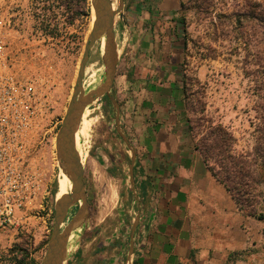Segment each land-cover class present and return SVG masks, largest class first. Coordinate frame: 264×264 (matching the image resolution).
Instances as JSON below:
<instances>
[{"label": "rangeland", "instance_id": "obj_1", "mask_svg": "<svg viewBox=\"0 0 264 264\" xmlns=\"http://www.w3.org/2000/svg\"><path fill=\"white\" fill-rule=\"evenodd\" d=\"M52 3L56 14L49 22L53 29L46 31L42 13ZM263 8L264 0H124V14L115 19L118 69L134 83L128 96L114 86L112 97L126 107L128 98L145 99L153 94L158 107L165 99L174 100L175 91L167 88L168 82L180 85L186 71L202 82L197 97L206 101V113L231 128L238 139L237 150L250 149L264 115V19L259 17ZM0 20L10 23L5 31L16 54L15 68L48 80L51 87V109L32 143L35 165L44 173L49 194L43 208L35 210L13 237H3L1 242L7 264H16L22 256L40 264L54 224L56 200L68 193V182L67 192H60L64 175L56 138L93 26L92 0H0ZM102 54L99 40L86 67V90L105 77ZM141 76L152 78L153 83L147 88L137 81ZM188 115L194 118L200 113L190 111ZM80 129L77 145L86 157L90 218L73 232L65 264H133L134 254L128 259V253L140 192L136 179L133 186L130 178L132 151L117 130L114 103L96 99L86 109ZM133 130L129 141L138 144ZM255 219L264 235V220Z\"/></svg>", "mask_w": 264, "mask_h": 264}, {"label": "crops", "instance_id": "obj_2", "mask_svg": "<svg viewBox=\"0 0 264 264\" xmlns=\"http://www.w3.org/2000/svg\"><path fill=\"white\" fill-rule=\"evenodd\" d=\"M118 68L114 86L128 96L134 81ZM137 81L147 88L153 83L144 76ZM167 88L175 91L174 100L158 107L153 94L128 98L126 107L120 106L122 127L129 140L134 128L136 159L150 182L136 213L133 264H264L258 221L240 210L194 148L181 79Z\"/></svg>", "mask_w": 264, "mask_h": 264}, {"label": "built area", "instance_id": "obj_3", "mask_svg": "<svg viewBox=\"0 0 264 264\" xmlns=\"http://www.w3.org/2000/svg\"><path fill=\"white\" fill-rule=\"evenodd\" d=\"M0 20V264L2 239L13 237L49 194L44 173L35 165L33 137L51 109L48 80L24 75ZM14 264V263H13Z\"/></svg>", "mask_w": 264, "mask_h": 264}, {"label": "water", "instance_id": "obj_4", "mask_svg": "<svg viewBox=\"0 0 264 264\" xmlns=\"http://www.w3.org/2000/svg\"><path fill=\"white\" fill-rule=\"evenodd\" d=\"M95 19L85 44L84 52L79 62L73 93L68 103L56 138V148L60 166L72 181L68 193L57 198L55 203L54 224L47 244L45 254L40 264H65L70 255L71 235L87 224L90 218V207L85 181V168L78 149L76 134L80 129L86 109L98 98L107 95L114 103L116 111L117 130L122 139L132 151L130 178L135 186L134 166L136 150L130 143L120 121V106L112 95L115 77L119 63V50L115 32V19L118 14L123 16L124 0H119L117 9L113 8L112 0H92ZM105 37V46L102 54L105 66V77L101 83L89 90L84 88V76L90 58L92 47L97 41ZM78 206L75 213L66 221L70 210ZM140 215L133 222L130 234V249L128 259L135 251V232L139 224Z\"/></svg>", "mask_w": 264, "mask_h": 264}, {"label": "trees", "instance_id": "obj_5", "mask_svg": "<svg viewBox=\"0 0 264 264\" xmlns=\"http://www.w3.org/2000/svg\"><path fill=\"white\" fill-rule=\"evenodd\" d=\"M77 1L85 3L88 0ZM259 12V17L264 19V8ZM53 14L55 15L56 11L52 3L42 13V24L46 31L53 29V24L49 22ZM181 82L187 115L190 111L200 113L194 118L187 116L188 130L194 141V148L200 152L212 175L226 186L240 210L246 215L264 220V115H262V127L257 128L259 135L254 145L248 150L239 151L236 148L238 139L231 128L208 115L206 101L197 97L203 89L199 77L184 71ZM204 92L202 91V96ZM101 98L109 103L112 102L107 95ZM142 173L141 163L137 159L135 179L140 192L139 202H142L144 191L150 183ZM26 257L22 256L16 264H32V262L38 264L33 260L26 261Z\"/></svg>", "mask_w": 264, "mask_h": 264}, {"label": "bare ground", "instance_id": "obj_6", "mask_svg": "<svg viewBox=\"0 0 264 264\" xmlns=\"http://www.w3.org/2000/svg\"><path fill=\"white\" fill-rule=\"evenodd\" d=\"M118 3H119V0H112V5H113V8L114 9H117V5H118ZM94 19H95V11H94V8H93V6H92V23H93V21H94ZM123 38V37H122ZM104 46H105V37L101 40V51L103 52L104 51ZM97 81H98V79H97ZM94 87V86H93ZM92 88V87H91ZM89 118V117H88ZM88 121V120H87ZM87 124H89V123H87ZM92 124V123H91ZM84 130V129H83ZM87 130V129H86ZM81 129L80 130H78V132H77V134H76V141H77V143H78V139L79 138H81L80 137V135H81ZM80 141V140H79ZM87 142V141H86ZM89 146V145H88ZM81 147V146H80ZM87 147V146H86ZM86 147H84V148H86ZM80 151V150H79ZM90 153V152H89ZM80 154H81V157H82V163H83V165H84V160H85V155L82 153V152H80ZM86 166V165H85ZM62 174L64 175L63 176V178H62V180H61V187H60V192L61 193H64V192H67L66 191V185H67V182H68V192L70 191V189H71V187H72V181L70 180V178L68 177V175L66 174V173H64V171H62ZM72 236H73V233H72V235H71V237H70V239L72 238Z\"/></svg>", "mask_w": 264, "mask_h": 264}, {"label": "flooded vegetation", "instance_id": "obj_7", "mask_svg": "<svg viewBox=\"0 0 264 264\" xmlns=\"http://www.w3.org/2000/svg\"><path fill=\"white\" fill-rule=\"evenodd\" d=\"M77 207H78V206H76L75 211H76ZM75 211H74V213H75ZM74 213H73V214H74ZM69 219H70V218H69Z\"/></svg>", "mask_w": 264, "mask_h": 264}]
</instances>
